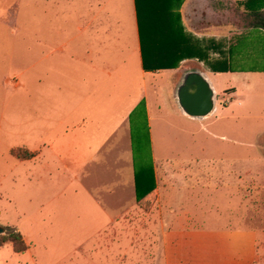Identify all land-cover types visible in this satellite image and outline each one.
Segmentation results:
<instances>
[{
	"label": "rangeland",
	"instance_id": "1",
	"mask_svg": "<svg viewBox=\"0 0 264 264\" xmlns=\"http://www.w3.org/2000/svg\"><path fill=\"white\" fill-rule=\"evenodd\" d=\"M42 5L43 0H0V225L7 232L20 228L31 244L26 253L17 254L14 243L7 242L0 249L2 264H166L160 237L169 227L171 210L179 209L167 206V194L201 188L208 195L205 216L219 221L213 226L258 233L254 264H264V82L251 92L238 76L224 74L216 79L220 94L213 114L197 119L179 113L176 93L184 74L192 69L208 72L212 60L204 66L200 60H186L173 70L149 73L144 81L137 72L128 89L131 101L147 90L131 132L137 171L152 172L154 136L164 153L193 154L189 175L165 183L163 194L149 197L145 209L131 211L128 223L95 224L83 199L74 206L43 205L47 188L42 167L33 171L32 163L16 160L30 153L26 146L41 140L38 128L32 136L30 130L32 122L40 127L43 121L41 72L48 49L42 43ZM250 11L248 0H176L172 6L188 39L222 57L233 55V68H264V31L252 26ZM70 20L71 12L65 9L61 23ZM212 40L222 47L212 46ZM237 54L243 63L234 60ZM19 72L23 86L16 90L4 78ZM231 84L242 94L236 101L229 95L232 90L223 91ZM147 102L151 114L161 118L154 120L152 135L144 112Z\"/></svg>",
	"mask_w": 264,
	"mask_h": 264
},
{
	"label": "crops",
	"instance_id": "2",
	"mask_svg": "<svg viewBox=\"0 0 264 264\" xmlns=\"http://www.w3.org/2000/svg\"><path fill=\"white\" fill-rule=\"evenodd\" d=\"M65 9L71 12L72 20L63 24L61 16ZM42 20V43L48 49L43 55L41 72L43 121L40 127L32 122L30 130L32 136L38 128L41 140L26 146L30 153L16 160L19 164L32 163L33 171L42 167L47 188L42 195L43 205L64 202L74 206L76 200L83 199L92 209L95 224L128 223L131 211L140 207L131 134L133 118L147 96L145 89L142 96L138 94L131 101L130 80L136 78L137 72L144 81L149 73L173 69L145 70L136 0H43ZM189 41L197 52L183 61L197 59L204 66L207 60H212L208 72L192 70L202 72L210 81L215 97L220 94L216 79L224 74L238 76L251 92L264 82V68H233V55L222 57L219 52H210L192 39ZM211 42L214 47H222L219 41ZM254 55L251 50V56ZM241 59V54L234 58L243 63ZM20 78L21 72L4 79L17 90L23 86ZM230 90L234 101L241 97L235 84L223 91L228 94ZM178 106L180 115L186 116L179 103ZM151 111L147 102L144 112L148 114L152 135L154 120L161 118ZM150 145L153 158L150 189L163 194L165 183L174 184L190 174L193 154L164 153L154 136ZM49 192L54 194L48 196ZM205 194L202 188L167 194V206L179 209L171 210L169 227L160 237L166 264H254L259 254L258 233L213 226L219 221L205 216L204 207L208 203ZM191 199L194 201L190 203ZM194 202L198 204L196 208ZM19 230L28 249L23 253L13 249L24 254L31 244Z\"/></svg>",
	"mask_w": 264,
	"mask_h": 264
},
{
	"label": "trees",
	"instance_id": "3",
	"mask_svg": "<svg viewBox=\"0 0 264 264\" xmlns=\"http://www.w3.org/2000/svg\"><path fill=\"white\" fill-rule=\"evenodd\" d=\"M176 0H136L139 28L143 41L144 68L146 71L171 69L181 61L192 58L197 52L172 13ZM252 26L264 29V0H248ZM136 173L139 206L146 207V200L155 193L150 189L153 173ZM9 230V229H8ZM14 243L17 253L28 249L23 234L16 228L0 235V247Z\"/></svg>",
	"mask_w": 264,
	"mask_h": 264
},
{
	"label": "water",
	"instance_id": "4",
	"mask_svg": "<svg viewBox=\"0 0 264 264\" xmlns=\"http://www.w3.org/2000/svg\"><path fill=\"white\" fill-rule=\"evenodd\" d=\"M178 103L183 112L191 118H206L216 108L215 91L210 81L198 70L188 71L178 89ZM7 233V228L0 225V235Z\"/></svg>",
	"mask_w": 264,
	"mask_h": 264
}]
</instances>
